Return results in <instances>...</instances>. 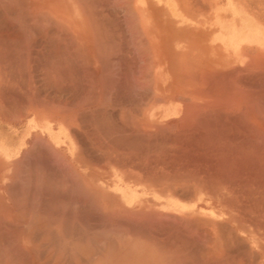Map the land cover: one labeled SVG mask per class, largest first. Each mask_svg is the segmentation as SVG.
Wrapping results in <instances>:
<instances>
[{"label": "crops", "instance_id": "0c3cea01", "mask_svg": "<svg viewBox=\"0 0 264 264\" xmlns=\"http://www.w3.org/2000/svg\"><path fill=\"white\" fill-rule=\"evenodd\" d=\"M27 4L0 27L6 242L53 229L50 242L90 243L70 229H90L92 210L153 229L155 219L205 218L222 231L226 221L203 214L216 209L202 200L211 194L202 148L234 141L202 133L219 129L209 113L228 111L214 105L233 99L235 70L250 66L249 11L234 0H19ZM175 239L116 236L95 264H234L235 252Z\"/></svg>", "mask_w": 264, "mask_h": 264}, {"label": "rangeland", "instance_id": "374dc122", "mask_svg": "<svg viewBox=\"0 0 264 264\" xmlns=\"http://www.w3.org/2000/svg\"><path fill=\"white\" fill-rule=\"evenodd\" d=\"M234 1L236 8L244 9L245 12L249 11L250 14V66L235 70V83L228 85L229 92H233V99L228 102L223 101L217 106L214 105L224 109L228 106V111L225 109V111L209 113L211 121H219V129L213 131L214 128L212 127L211 131L202 133L204 140L219 138V140L226 142V138H228L234 141L232 145L229 143V147L202 148L203 176L205 178L203 183L206 182L209 185L203 191L204 193L211 192V194L203 195L202 200L204 204H215L214 208L216 209L203 214H212L218 219L226 221L225 224H221L225 229L217 233L216 228H212L210 222L205 218L196 220L189 217L172 218L171 222L166 223L171 228L164 226V221L155 219V223L161 222L156 224L153 229L147 227V220L144 219H139L138 222L126 221L113 218L111 213L106 214L92 210L90 229H84L80 225L70 229L71 237L90 235L92 239L90 243L71 242L67 238L69 242H50V240L59 239L55 238L56 230L53 229L48 230V232H50L49 235L54 232V236H46L42 238V241H40L41 238H38L37 242L9 243L6 242L8 234H3L7 233L9 229L0 227V264H13V262L14 264H18V262L21 264H78L79 262V264H95L99 253L114 251L116 245L110 241L116 236L154 234L162 237L169 233L172 240L176 238L186 242L188 250L230 251L235 252L234 264H264V187L253 180L255 175L253 178L250 169L243 173L238 167L239 173L233 175L231 184L226 183L227 179L224 176L227 173L222 174V172L219 173L214 170V163L217 160L220 162V160L226 161L233 158L237 163L246 160L247 168L251 166L253 169L255 168V172L260 173L261 166L256 158L259 152L264 153V0ZM24 10H29V5H19V0H0V27L6 26L3 13ZM217 166L220 169H227L228 167L224 163ZM261 176L264 178V174L261 173ZM261 183L263 182L261 181ZM91 206L94 208L93 204ZM121 224L123 227L120 226ZM23 230L27 232L24 235L32 233L29 237L31 239L37 238L35 234L38 231L35 229L24 228ZM218 235H223L221 244L215 243L214 237ZM100 238L102 242H96ZM25 239L28 238L25 237ZM105 239H107V243ZM98 248L100 251L97 250ZM95 251L98 254H94ZM91 256H95L94 260L91 259L92 262L89 260L92 258ZM81 259L88 262H83ZM195 262L214 264L216 261L208 260L207 257L200 261H187L188 264Z\"/></svg>", "mask_w": 264, "mask_h": 264}, {"label": "bare ground", "instance_id": "6f19581e", "mask_svg": "<svg viewBox=\"0 0 264 264\" xmlns=\"http://www.w3.org/2000/svg\"><path fill=\"white\" fill-rule=\"evenodd\" d=\"M252 138V137H251ZM248 144V143H247ZM264 151V150H263ZM220 154V153H219ZM259 155H258V157L256 158V161H259L258 162V164L261 166V168H260V173H258V172H255V168L253 169L251 166H249V168H247V165H246V160L245 161H243V162H239V163H237V162H235L234 160H233V158H230L229 160H226V161H221L220 160V162L217 160V162L216 163H214L215 164V168H214V170L216 171V172H219V173H221L222 172V174L223 173H227L226 174V176H224L226 179H227V181H226V183H228V184H231L232 182H233V175L234 174H238L239 173V169H238V167L240 168V170L244 173V172H246L248 169H250V171H251V174H252V176H253V178H254V175H255V179H253V180H256L261 186H263L264 187V178L261 176V173L262 174H264V153L262 152V153H258ZM225 155V154H224ZM251 155H252V153H251ZM220 156V155H219ZM216 158V157H215ZM217 158H218V156H217ZM220 158V157H219ZM221 159V158H220ZM223 160V159H222ZM207 162V161H206ZM222 162V163H221ZM251 162H253V161H251ZM227 164L228 165V167H227V169H224V168H219L217 165L218 164ZM217 164V165H216ZM240 164H242V166H240ZM249 164H250V161H249ZM259 169V168H258ZM248 176V175H247ZM251 177V176H250ZM252 179V178H251ZM252 180V181H253ZM261 181L263 182V183H261ZM144 216V215H143ZM138 218V217H137ZM139 218H141L140 216H139ZM3 219V218H2ZM224 229H225V227H224ZM27 231H28V229H27ZM37 231H38V229H37ZM131 232V231H130ZM3 233V232H2ZM8 233V232H7ZM7 233H3V234H7ZM25 233V232H24ZM50 233V232H49ZM54 233V232H53ZM51 234L52 236H54V234ZM133 233V232H132ZM26 234V233H25ZM43 234V233H42ZM41 234V235H42ZM3 236V235H2ZM18 236H19V234H18ZM23 236V235H22ZM35 236H37V235H35ZM43 236V235H42ZM48 236H49V234H48ZM65 236V235H64ZM27 237V236H26ZM41 237V236H40ZM57 237V235L55 234V238ZM60 237V236H59ZM35 239V238H34ZM37 239V238H36ZM38 240V239H37ZM45 240V239H44ZM17 241V240H16ZM58 241V240H57ZM60 241H61V239H60ZM35 242V241H34ZM53 242V241H52ZM87 242V241H86ZM141 242V241H140ZM45 243V242H44ZM43 243V244H44ZM46 244V243H45ZM56 244V243H55ZM80 245V244H79ZM15 246H17V245H15ZM24 246V245H23ZM136 246V245H135ZM263 246V245H262ZM64 247V246H63ZM88 248V247H87ZM126 248V247H125ZM39 249V248H38ZM73 249V248H72ZM75 249V248H74ZM25 250V249H24ZM41 250V249H40ZM56 250V249H55ZM54 250V251H55ZM88 250H89V248H88ZM98 251H100V249L98 248L97 249ZM96 250V251H97ZM106 250V249H105ZM133 250V249H132ZM135 250V249H134ZM70 251V250H69ZM68 251V252H69ZM95 251V253L94 254H96L97 252ZM38 252V251H37ZM56 252V251H55ZM75 252V251H74ZM149 252V251H148ZM13 253V252H12ZM39 253V252H38ZM47 253V252H46ZM150 253H151V251H150ZM160 253V252H159ZM6 254V253H5ZM32 254H33V252H32ZM75 254H76V252H75ZM86 254V253H85ZM84 254V255H85ZM98 254V253H97ZM135 254H136V252H135ZM134 254V255H135ZM31 255V254H30ZM33 255H35V254H33ZM63 255V254H62ZM65 255V254H64ZM133 255V254H132ZM151 255V254H150ZM162 256V255H161ZM4 257V256H3ZM19 257H21V256H19ZM25 257H26V255H25ZM87 257V256H86ZM92 257V256H91ZM95 257V256H94ZM94 257H92V258H90L89 260H91V259H93L94 260ZM148 257V256H147ZM17 259H18V257H16ZM150 258V257H149ZM13 259V258H12ZM134 259V258H133ZM138 259V258H137ZM152 259V258H151ZM150 259V260H151ZM11 260V259H10ZM30 260V259H29ZM49 260V259H48ZM82 260V259H81ZM1 261V260H0ZM16 261V260H15ZM19 261V260H18ZM32 261V260H31ZM83 261V260H82ZM86 260H84L83 262H85ZM103 260H101L100 262H102ZM54 262V261H53ZM86 262H88V261H86ZM90 262H92V260L90 261ZM1 263V262H0ZM80 263V262H79ZM78 263V264H79ZM138 263H139V261H138ZM155 263V262H154ZM13 264H14V262H13ZM18 264H21V262L19 263L18 262ZM23 264V263H22ZM58 264V263H57Z\"/></svg>", "mask_w": 264, "mask_h": 264}]
</instances>
